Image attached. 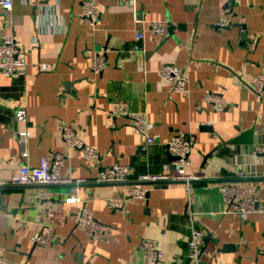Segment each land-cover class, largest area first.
Here are the masks:
<instances>
[{
  "label": "crops",
  "instance_id": "1",
  "mask_svg": "<svg viewBox=\"0 0 264 264\" xmlns=\"http://www.w3.org/2000/svg\"><path fill=\"white\" fill-rule=\"evenodd\" d=\"M83 1L95 4L96 21L82 17ZM221 17L229 21L225 28L215 25ZM150 22L167 23L166 34H153ZM139 30L144 62L132 52ZM4 35L24 50L25 68L18 78L0 74V176L60 154L61 174L86 182L75 204L64 203L65 185L0 188V264H192V228L204 233L198 264H264V155H251L264 145V92L257 97L249 83L264 73V0H134L133 6L127 0H13L11 10L0 8ZM100 54L103 67L95 74L91 65ZM164 64L182 70L186 92H172L159 77ZM208 93L221 96L220 111L205 102ZM118 99L146 115L157 136L153 145L144 149L129 120L111 113ZM18 110L24 119H16ZM60 125L75 130L97 157L85 162L62 140ZM179 134L191 144L185 173L210 182L188 190L182 183L140 185L149 189L144 199H131L128 189L138 176L174 168L166 143ZM114 164L130 167L127 182H94L99 169ZM222 183L255 200L246 220L226 212ZM36 192L52 201L36 199ZM82 207L103 225L101 236L76 226ZM47 226L54 229L52 246H34L32 235ZM145 238L161 249L162 260L143 257Z\"/></svg>",
  "mask_w": 264,
  "mask_h": 264
},
{
  "label": "built area",
  "instance_id": "2",
  "mask_svg": "<svg viewBox=\"0 0 264 264\" xmlns=\"http://www.w3.org/2000/svg\"><path fill=\"white\" fill-rule=\"evenodd\" d=\"M29 0H20V3L27 5ZM128 4L133 6L134 0H127ZM233 4L240 0H229ZM13 0H0V8L9 11L12 8ZM82 17L90 21H96L99 12L93 2L83 1L81 3ZM229 21L225 17L217 20L215 25L218 28H225ZM150 31L157 35L163 36L166 34L168 24L165 22H150L148 24ZM144 32L142 30L134 33V45L132 52L137 54L142 62L145 60V49L143 46ZM103 67V58L97 55L91 65V71L98 74ZM25 68V53L22 47L14 40L12 36H0V74L10 78H18L24 74ZM159 77L165 81L171 88L172 92H186V79L182 70L172 64H164L158 71ZM252 92L260 97L264 92V73H259L252 77L249 81ZM205 102L210 104L215 111H220L224 102L218 94L208 93L204 96ZM111 113L116 116L126 117L133 130L142 140L144 149L153 145L156 141V134L153 133L152 125L147 120L143 112L133 113L130 110L129 103L125 100L118 99L111 104ZM16 119H24L23 110L16 112ZM58 133L62 140L70 147L80 151L85 162L97 157L96 151L83 144L75 134V130L66 125L58 127ZM26 134L19 133L18 137L23 139ZM167 152L174 157V168L167 174H143L138 176L136 182H163L177 181L182 182L188 190L192 180H196V175L187 174L184 168L189 162V153L191 144L182 135H176L167 143ZM252 156L264 155V145H255L251 152ZM21 157L25 156L22 151ZM64 157L60 154H54L49 159L41 158L36 166L21 164L18 166L17 172L9 178L0 176V187L6 186H30V185H65L68 186V195L64 199L65 204H75L78 202L79 186L84 184V178H72L61 174ZM130 175V167L114 164L110 167L101 168L97 171L94 182L99 184H121L128 181ZM148 188L140 185H131L128 189V196L134 200H143L148 192ZM221 192L223 200L226 204V212L236 215L240 220H246L247 217L254 211L255 200L246 197L242 194V190L235 184L222 183ZM35 198L40 201L50 202L52 198L49 194L36 192ZM110 208H117V204L110 200L108 201ZM76 226L89 237L101 236L104 232V227L95 220L90 212L82 207L76 214ZM53 231L51 226H47L39 232H36L31 237V242L34 246L42 248H50L53 243ZM204 233L199 228H192L187 243V257L192 264H198L203 255ZM140 252L146 259L152 262H159L163 259L164 254L161 249L151 239L145 238L140 244ZM264 252V250H263Z\"/></svg>",
  "mask_w": 264,
  "mask_h": 264
},
{
  "label": "water",
  "instance_id": "3",
  "mask_svg": "<svg viewBox=\"0 0 264 264\" xmlns=\"http://www.w3.org/2000/svg\"><path fill=\"white\" fill-rule=\"evenodd\" d=\"M229 4H232V2L229 1ZM167 148V147H166ZM168 154V152H167ZM169 155V154H168ZM170 156V155H169ZM173 160H175L174 157L170 156ZM196 182H210L209 180H192L189 182V184L196 183ZM176 183H182V182H177V181H163V182H140L136 183L137 185H151L155 187H165L170 184H176ZM101 185H114V184H101ZM6 187H15V186H6ZM19 187H24V186H19ZM2 188V187H0Z\"/></svg>",
  "mask_w": 264,
  "mask_h": 264
}]
</instances>
